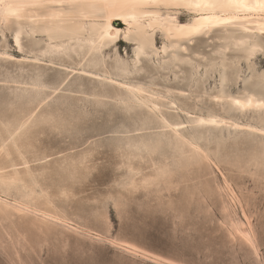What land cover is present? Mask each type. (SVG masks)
I'll return each instance as SVG.
<instances>
[{"label": "rangeland", "instance_id": "rangeland-1", "mask_svg": "<svg viewBox=\"0 0 264 264\" xmlns=\"http://www.w3.org/2000/svg\"><path fill=\"white\" fill-rule=\"evenodd\" d=\"M14 30L0 28V264H264V109L215 98L226 29L178 47L157 30L140 62L123 33L90 61ZM229 50L228 92L264 96V50L236 67Z\"/></svg>", "mask_w": 264, "mask_h": 264}, {"label": "bare ground", "instance_id": "bare-ground-1", "mask_svg": "<svg viewBox=\"0 0 264 264\" xmlns=\"http://www.w3.org/2000/svg\"><path fill=\"white\" fill-rule=\"evenodd\" d=\"M181 5L201 13L189 23H181L177 17H163L161 14V6L170 8ZM101 18L105 21L99 22ZM117 20L127 27L123 29L116 26ZM1 27L15 29L16 40L20 45H23L21 38L23 40L24 35L36 37L39 34L47 37L48 45L55 46L56 51L51 55H68V51H72L82 59L90 57V61L94 53L101 52L118 40L122 33L125 38L137 43L139 61L141 55L157 54L154 37L157 30L176 41L172 47H178L181 46L178 41L186 37L222 27L226 31L221 38H227L228 44L218 50L220 57L211 60V66L218 65L220 60L219 64L223 67L221 89L215 98L217 101L229 99L232 105L242 108L264 109L263 95L247 91L244 96H235L228 92L225 84L226 49L235 52L233 61H229H232V67L239 63L240 56L236 55V51L244 52L246 60H250L258 49L264 50V41L261 39L264 37V0H0ZM173 57L186 61L177 53ZM129 85L145 90L140 86ZM128 98H131L130 94ZM124 103L128 105L127 101ZM200 119L215 125L227 123L215 114Z\"/></svg>", "mask_w": 264, "mask_h": 264}]
</instances>
